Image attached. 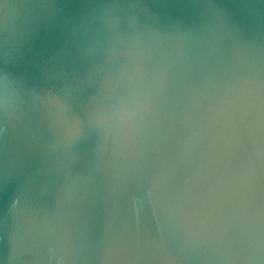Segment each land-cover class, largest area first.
Returning a JSON list of instances; mask_svg holds the SVG:
<instances>
[{
  "label": "clouds",
  "instance_id": "9594fccd",
  "mask_svg": "<svg viewBox=\"0 0 264 264\" xmlns=\"http://www.w3.org/2000/svg\"><path fill=\"white\" fill-rule=\"evenodd\" d=\"M0 264H264V0H0Z\"/></svg>",
  "mask_w": 264,
  "mask_h": 264
}]
</instances>
